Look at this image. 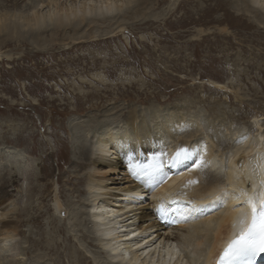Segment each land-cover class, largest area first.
Returning <instances> with one entry per match:
<instances>
[{
    "label": "bare ground",
    "instance_id": "obj_1",
    "mask_svg": "<svg viewBox=\"0 0 264 264\" xmlns=\"http://www.w3.org/2000/svg\"><path fill=\"white\" fill-rule=\"evenodd\" d=\"M28 1L19 12L17 0H5V6L12 9L0 11V50L21 38H28L39 51L57 42L68 41L66 45H72L111 38L126 25L146 19L149 15L146 10L160 0H69V5L64 0ZM214 2V9L223 12L219 21L222 32H228L236 22L231 9L240 14L237 19L247 17L264 26V0ZM224 41L226 64L238 66L242 56L232 59L234 43L227 38ZM236 49L240 55L245 53L242 46ZM255 58L264 61V54ZM122 95L130 102L135 101L130 94H118ZM137 98L149 103L147 97ZM154 98L158 101L157 96ZM99 102L92 104L91 109L103 107V99ZM195 103L185 98L163 109L152 103L146 110L103 108L83 121L74 120L71 140L75 158L67 162L68 177L66 171L59 170L55 175L50 169L49 174L45 171L36 178L37 182H44L42 197L52 193L53 174L61 190L53 204L41 202L49 233L42 232L39 239L31 240V248L23 254L29 264H48L47 260L51 264H212L218 251L240 232V219L247 217L249 209L244 194L255 196L259 203L260 194L264 193L260 183L264 180V133L247 140L243 128L236 124L242 118L218 116L217 106H212L209 112L214 117L208 116V120L202 110L192 109ZM76 105L82 103L78 101ZM205 122L213 133L203 127ZM220 130L236 137L229 138L225 153L215 147L222 143L215 134ZM66 133L63 142L68 139ZM16 142L26 145L27 136H18ZM57 144L58 140L53 139L54 151L48 156L57 157ZM181 149L186 153L177 158ZM4 154L8 162L19 163L16 149L2 147L0 163ZM196 161L201 162L199 167L195 166ZM22 176L15 166L2 164L0 261L10 242L15 237H24L25 225L30 222L41 226L39 216L28 220L22 217L28 212L26 204L35 188H29L24 195L18 192L16 186ZM161 177L163 181L158 182ZM64 184L73 188L83 186L85 190L76 192L79 195L85 192L88 198L77 204L70 201L63 194ZM178 199L179 207L183 205L186 209V217L177 227L163 231L154 222L153 200L173 201L175 205ZM22 202L26 203L24 207H20ZM86 219L89 228L83 222ZM166 234L173 237L167 238ZM75 243L87 252L88 246L96 245L98 251L89 250L90 259ZM181 249H185L186 256L180 253Z\"/></svg>",
    "mask_w": 264,
    "mask_h": 264
},
{
    "label": "rangeland",
    "instance_id": "obj_2",
    "mask_svg": "<svg viewBox=\"0 0 264 264\" xmlns=\"http://www.w3.org/2000/svg\"><path fill=\"white\" fill-rule=\"evenodd\" d=\"M65 1L67 5L71 3ZM28 2L17 0L18 11ZM1 4L2 12L12 9L5 6V0H0ZM214 6V0H160L146 10L149 13L146 19L126 25L122 32L111 38L72 45H66L68 41L57 42L43 51L35 48L28 38H21L19 42L13 41L2 47L0 151L2 147L11 151L16 149L19 163L8 162L6 154L1 163H8L10 168L15 166L23 174L16 186L22 195L35 187L28 203L20 204V207L26 204L28 210L21 214L24 220L39 216L41 226L30 222L25 225L24 237H15L10 242L2 253L0 264H29L23 254L31 248V240L39 239L42 232L49 233L41 202L50 205L59 197L61 186L54 174L63 170L68 177L67 162L75 158L71 140L74 120L83 121L89 115L99 114L103 108L146 110L152 103L163 109L186 98L195 100L192 109L202 110L208 120L214 117L209 112L212 106H217L218 116L242 118L236 124L243 128L247 140L264 133V61L255 58L264 54V26L247 17L237 19L240 14L231 9L236 22L228 32H222L219 21L223 12L215 10ZM224 38L234 43L230 53L232 59L242 56L240 65L226 64ZM238 45L244 49L242 55L236 49ZM123 92L135 101L130 102L123 95L119 97L118 94ZM137 97L140 100L147 97L149 103H142ZM100 98L103 107L91 109L92 104L100 103ZM78 101L82 105L77 106ZM77 108L80 109L76 111ZM256 123L262 125L261 129ZM207 126L205 122L203 127L212 132ZM65 133L68 139L64 143ZM215 134L222 142L215 145L216 150L227 152L224 148L236 137L231 138V133L221 130ZM18 136H27L26 145L16 142ZM53 139L58 140L56 158L48 156L54 151ZM40 166L44 168L42 172ZM50 169L54 170L50 181L52 193L42 197L44 182H37L36 178L43 176L45 171L49 174ZM76 190L85 189L83 186H62L64 196L76 204L80 199L88 198L85 192L79 195ZM83 222L90 227L88 219ZM75 244L90 259L89 250L98 251L96 245L88 246L87 252ZM183 251L181 249L186 255ZM47 263L51 264L50 260Z\"/></svg>",
    "mask_w": 264,
    "mask_h": 264
},
{
    "label": "snow or ice",
    "instance_id": "obj_3",
    "mask_svg": "<svg viewBox=\"0 0 264 264\" xmlns=\"http://www.w3.org/2000/svg\"><path fill=\"white\" fill-rule=\"evenodd\" d=\"M185 153L186 150L181 149L176 156L180 158ZM194 164L199 167L201 162L196 161ZM163 179L164 177H161L158 182H162ZM260 183L264 187V180ZM244 195L249 212L246 218L240 219L238 237L224 249L217 264H235L236 261H247V264H251L257 255L264 253V193L260 194L259 203L255 196H249L247 193Z\"/></svg>",
    "mask_w": 264,
    "mask_h": 264
}]
</instances>
